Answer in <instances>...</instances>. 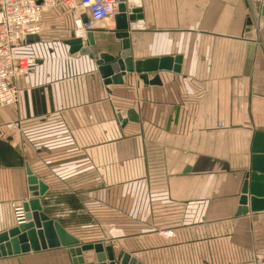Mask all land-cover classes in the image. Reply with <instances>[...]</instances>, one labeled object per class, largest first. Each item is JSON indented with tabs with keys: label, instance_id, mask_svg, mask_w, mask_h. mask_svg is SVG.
<instances>
[{
	"label": "crops",
	"instance_id": "crops-1",
	"mask_svg": "<svg viewBox=\"0 0 264 264\" xmlns=\"http://www.w3.org/2000/svg\"><path fill=\"white\" fill-rule=\"evenodd\" d=\"M141 3L132 59H182L158 86L136 73L105 85L95 60L71 55L74 31L19 49L37 64L16 82L19 103L0 108V234L30 201L31 172L48 187L44 212L81 245L112 246L118 263L125 253L142 264H264V211L237 216L264 134V18L250 0ZM115 31L114 21L95 31L99 55L123 51ZM0 264L72 258L60 249Z\"/></svg>",
	"mask_w": 264,
	"mask_h": 264
},
{
	"label": "water",
	"instance_id": "water-1",
	"mask_svg": "<svg viewBox=\"0 0 264 264\" xmlns=\"http://www.w3.org/2000/svg\"><path fill=\"white\" fill-rule=\"evenodd\" d=\"M260 16L264 18V0L256 2ZM143 20L141 0H121L119 14L115 17L116 38L122 41L123 51L112 56L99 55L96 49L94 32L85 39L76 37L67 44L71 55L79 54L95 60L100 76L105 85H123L124 76L136 73L146 85L158 86L160 72H180L182 59L162 58L146 61H134L131 57L130 32L142 29ZM86 23V18L83 17ZM40 41L39 37H28L26 44L32 45ZM155 74L153 80L149 75ZM129 120L139 123L135 111L129 112ZM251 171L245 177L239 201L237 216H246L250 212L264 211V134L256 133L252 149ZM27 183L31 199L23 203L27 213V223L15 226L0 234V259L12 258L30 253H41L52 250H68L72 264H142L136 258L121 253L119 263L114 249L110 245H81L80 241L71 236L57 221L50 218L41 205L40 199L45 196L48 187L31 172Z\"/></svg>",
	"mask_w": 264,
	"mask_h": 264
},
{
	"label": "built area",
	"instance_id": "built-area-1",
	"mask_svg": "<svg viewBox=\"0 0 264 264\" xmlns=\"http://www.w3.org/2000/svg\"><path fill=\"white\" fill-rule=\"evenodd\" d=\"M120 5L121 0H0V108L19 103L16 82L29 73L37 61L18 51L27 45L28 37L43 35L48 11L70 10L75 25L74 38L85 39L88 33L111 24L119 14ZM253 29L256 31L255 26ZM80 30L82 35H79ZM13 217L16 226L28 222L23 203L14 206Z\"/></svg>",
	"mask_w": 264,
	"mask_h": 264
},
{
	"label": "rangeland",
	"instance_id": "rangeland-1",
	"mask_svg": "<svg viewBox=\"0 0 264 264\" xmlns=\"http://www.w3.org/2000/svg\"><path fill=\"white\" fill-rule=\"evenodd\" d=\"M52 15V19L49 20V16ZM72 12L70 10L59 9L48 11L44 18V33L43 35L47 37L46 45L53 46L62 42L61 33H65V36L69 35V31L75 30L74 20L71 19ZM63 33V34H64ZM61 38H60V37ZM47 46H44V49H47ZM28 49V48H27ZM43 50L42 48L38 50H32V54H36L39 51ZM30 51V50H29ZM20 54H30L26 49L20 50ZM35 56V55H34Z\"/></svg>",
	"mask_w": 264,
	"mask_h": 264
},
{
	"label": "bare ground",
	"instance_id": "bare-ground-1",
	"mask_svg": "<svg viewBox=\"0 0 264 264\" xmlns=\"http://www.w3.org/2000/svg\"><path fill=\"white\" fill-rule=\"evenodd\" d=\"M110 25H111V24L109 23L108 25L105 26V28H108ZM81 31H82V30H80L79 35H82V34H81Z\"/></svg>",
	"mask_w": 264,
	"mask_h": 264
}]
</instances>
